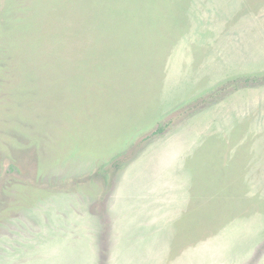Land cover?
<instances>
[{
  "label": "rangeland",
  "instance_id": "obj_1",
  "mask_svg": "<svg viewBox=\"0 0 264 264\" xmlns=\"http://www.w3.org/2000/svg\"><path fill=\"white\" fill-rule=\"evenodd\" d=\"M0 264H264V0H0Z\"/></svg>",
  "mask_w": 264,
  "mask_h": 264
},
{
  "label": "trees",
  "instance_id": "obj_2",
  "mask_svg": "<svg viewBox=\"0 0 264 264\" xmlns=\"http://www.w3.org/2000/svg\"><path fill=\"white\" fill-rule=\"evenodd\" d=\"M16 29H18V27H17ZM159 131L161 132L162 130H161V129H159V130L157 131V133H159Z\"/></svg>",
  "mask_w": 264,
  "mask_h": 264
}]
</instances>
